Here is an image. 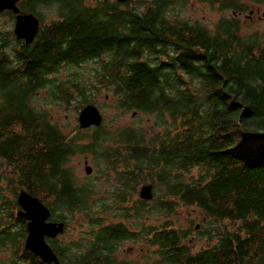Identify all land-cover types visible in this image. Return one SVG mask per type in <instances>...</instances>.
Listing matches in <instances>:
<instances>
[{
  "label": "trees",
  "instance_id": "obj_1",
  "mask_svg": "<svg viewBox=\"0 0 264 264\" xmlns=\"http://www.w3.org/2000/svg\"><path fill=\"white\" fill-rule=\"evenodd\" d=\"M91 1L19 0L20 8L33 12L38 4H53L60 19L40 26L31 43L8 41L0 31V181L10 186L5 193L0 184V222L11 220L20 188L38 196L65 226L61 212L92 206V182H80L68 163L77 152L104 162L96 145L102 128L84 139L78 129L65 133L32 98L63 64L104 57L97 78L110 82L118 107L154 113L161 123L168 116L155 148L145 151L137 139L127 150L134 174L160 190L154 212L165 225L146 223L134 232L118 223L99 224L73 259L57 237H47L59 264H125L114 256L124 239L154 248L157 258L143 264H264V32L242 33L235 15L213 28L171 19L166 10L178 6L175 0L140 6L131 5L134 0ZM216 1L235 11L245 8L238 0ZM72 73L80 99L82 74ZM178 205L197 207L225 224L201 222L208 245L193 251L188 232L168 220ZM15 221L19 232L10 222L0 225V250L24 238L25 219L16 215ZM22 252L27 264H55Z\"/></svg>",
  "mask_w": 264,
  "mask_h": 264
},
{
  "label": "rangeland",
  "instance_id": "obj_2",
  "mask_svg": "<svg viewBox=\"0 0 264 264\" xmlns=\"http://www.w3.org/2000/svg\"><path fill=\"white\" fill-rule=\"evenodd\" d=\"M145 1L134 0L131 5L140 6L138 4H144ZM175 1L178 6L174 8L173 3L166 10V14L171 19L199 23L208 28H213L220 19L235 15L240 18L242 33L253 30L264 32V5L256 1L238 0L239 4L245 6L241 11H235L226 7L225 2L216 0ZM119 7L125 8L126 6L121 4ZM25 9L27 11L23 10V12H32L38 17L40 26L60 19L58 18L59 9L56 10V6L53 4H38L34 12L28 6ZM13 27L14 18L11 14L5 11L0 12V31L3 35L8 33V41L15 38ZM103 58L95 61L89 60L75 66L63 64L58 72L50 75V83L37 90L32 98L35 108L43 110L47 117L65 133H72L78 129L82 139H84V136H90V132L92 134L95 127L100 126L102 128L99 133L100 136H96V145L100 146L102 155H104V162L99 161L89 152H77L68 163L80 182L90 181L95 188L94 196L89 198V203L92 204L89 209L74 211L73 213L61 212L67 225L65 231L56 238V243L61 248H66V254L70 259H73L74 253L87 246V242L93 238L92 233L98 229L99 224L118 223L127 226L134 232H140L143 228L142 225L146 223L155 226L165 225L164 216L160 212H154L159 198L162 197L160 190L152 181L143 182L141 173L136 172L134 174L132 167L135 162L127 150L137 139L140 146H145L143 147L145 151L155 148L164 139L163 130L167 126L168 116H166V121L161 123L154 113L148 114L135 111L132 108L122 109L118 107L110 82L106 83L105 80L97 78L96 72L103 71L102 67L98 68ZM77 71L82 74L85 93V96L80 99L77 88L73 87V82L70 81L73 76L71 73L74 74ZM58 85H61V88H58ZM56 88L58 93L55 92ZM87 100L89 102L83 103ZM90 102L98 107L102 121L98 126L89 125L81 128L77 119L78 113L85 104ZM107 135L108 137H106ZM143 148L141 147L142 151ZM86 164L92 167L90 173H86L84 170ZM196 171L194 169L192 173L195 174ZM148 172L155 176L156 169ZM145 183L152 185L151 199H142L139 196L140 188ZM0 184L3 188L5 187L4 181H0ZM9 189V185L7 188L5 187V193H8ZM9 196L12 198L11 194ZM16 210L17 208H14L10 221L4 220L0 222V225L10 222L16 232H19V227L15 226ZM58 217L56 216V218ZM168 217L174 226H179L188 232L189 235L185 241L191 245L193 251L208 245L206 237L200 235L199 232V230H204V228L199 227L201 222L206 221L212 225L225 224L223 221L219 222L205 217L203 211L194 206L178 205L169 212ZM168 220L166 222L170 224ZM227 227L229 226L227 225ZM23 240L24 238L21 239L20 244L16 242L10 247L0 250V264H27L29 262L22 252L24 249ZM144 241L141 239L121 240L114 252L115 258L118 262L125 264L151 262L152 259L157 258V255L154 248Z\"/></svg>",
  "mask_w": 264,
  "mask_h": 264
},
{
  "label": "water",
  "instance_id": "obj_3",
  "mask_svg": "<svg viewBox=\"0 0 264 264\" xmlns=\"http://www.w3.org/2000/svg\"><path fill=\"white\" fill-rule=\"evenodd\" d=\"M17 1L0 0V12L10 10L15 14L13 27L15 38L30 43L39 29V20L32 12H21ZM117 1L124 2L127 0ZM77 119L81 128L89 125L98 126L102 121V115L98 107L90 102L81 108ZM91 169L92 167L89 164L84 166L86 173H90ZM151 188L150 183L143 184L140 188V198L151 199ZM16 203L18 205L16 215L26 221V233L23 242L25 249L38 256L44 263L54 262L59 264L58 257L48 243L47 237L54 238L61 234L65 229V222L50 219V208L38 196L30 194L23 188H20L17 192Z\"/></svg>",
  "mask_w": 264,
  "mask_h": 264
},
{
  "label": "flooded vegetation",
  "instance_id": "obj_4",
  "mask_svg": "<svg viewBox=\"0 0 264 264\" xmlns=\"http://www.w3.org/2000/svg\"><path fill=\"white\" fill-rule=\"evenodd\" d=\"M19 1V0H18ZM17 5H18V7H19V9H20V11L21 12H23V9L22 8H20V6H19V4H18V2H17ZM59 15V14H58ZM13 18L15 17V14L12 12V15H11ZM40 21V20H39ZM38 31H39V29H38ZM38 31H37V33H38ZM15 37V36H14ZM18 40H21V41H24L23 39H18Z\"/></svg>",
  "mask_w": 264,
  "mask_h": 264
}]
</instances>
